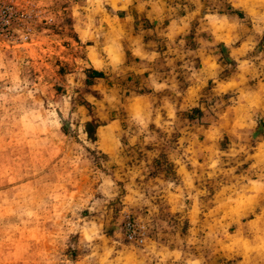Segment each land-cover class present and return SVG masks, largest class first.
Returning a JSON list of instances; mask_svg holds the SVG:
<instances>
[{
    "label": "rangeland",
    "instance_id": "rangeland-1",
    "mask_svg": "<svg viewBox=\"0 0 264 264\" xmlns=\"http://www.w3.org/2000/svg\"><path fill=\"white\" fill-rule=\"evenodd\" d=\"M121 1L0 0V264H264V0H196L139 73Z\"/></svg>",
    "mask_w": 264,
    "mask_h": 264
},
{
    "label": "crops",
    "instance_id": "crops-1",
    "mask_svg": "<svg viewBox=\"0 0 264 264\" xmlns=\"http://www.w3.org/2000/svg\"><path fill=\"white\" fill-rule=\"evenodd\" d=\"M174 1L122 0L119 3L120 7L117 10L123 14L118 19L124 48L122 53L119 52L116 62L127 63L130 60V67L135 70V73H139L143 71V67H150L155 62L158 41H165L166 44L183 41L180 37H185L188 29V16L198 14L199 11L196 0H186V4L183 2L186 12L179 14L178 10L182 7H178ZM189 1L195 4V11ZM262 32L264 33V27H262ZM223 46L227 48L226 44ZM239 49H227L231 60L235 61L238 58L236 54H241ZM132 59L136 62H132ZM229 83L231 81L225 82V84ZM240 105L252 111L253 115L258 113L261 122L264 123V80L258 82L257 86L247 88L245 103Z\"/></svg>",
    "mask_w": 264,
    "mask_h": 264
},
{
    "label": "trees",
    "instance_id": "trees-1",
    "mask_svg": "<svg viewBox=\"0 0 264 264\" xmlns=\"http://www.w3.org/2000/svg\"><path fill=\"white\" fill-rule=\"evenodd\" d=\"M93 74H94V76H96V77H97L99 73H98V72H96V71H94V73H93Z\"/></svg>",
    "mask_w": 264,
    "mask_h": 264
}]
</instances>
